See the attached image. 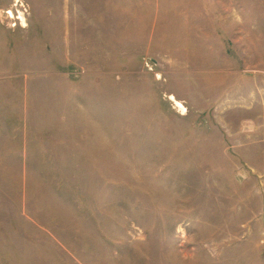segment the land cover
<instances>
[{
	"label": "rangeland",
	"instance_id": "rangeland-1",
	"mask_svg": "<svg viewBox=\"0 0 264 264\" xmlns=\"http://www.w3.org/2000/svg\"><path fill=\"white\" fill-rule=\"evenodd\" d=\"M0 264H264V0H0Z\"/></svg>",
	"mask_w": 264,
	"mask_h": 264
}]
</instances>
